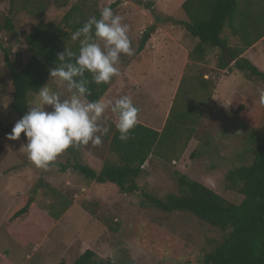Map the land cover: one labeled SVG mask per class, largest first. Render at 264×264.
I'll use <instances>...</instances> for the list:
<instances>
[{
	"label": "rangeland",
	"instance_id": "374dc122",
	"mask_svg": "<svg viewBox=\"0 0 264 264\" xmlns=\"http://www.w3.org/2000/svg\"><path fill=\"white\" fill-rule=\"evenodd\" d=\"M22 1L0 0V12L13 7L14 24L13 33L0 34V43L26 60L24 33L39 20L60 22L64 8L46 0L44 13L35 17ZM89 1H96L106 28L86 57L108 89L91 105L51 73L43 89L29 96L40 151L30 144L29 127L9 108L12 84L0 49V264H73L86 249L112 264H203V251L220 231L189 213L142 207L140 190L160 197L177 192L174 171H178L239 202L241 195L226 187L224 177L228 170L249 163L260 142L264 80L247 79L245 71L233 67L219 69L217 49H209L202 61L193 62L188 55L185 60L181 44L187 41L178 34L184 27L175 23L187 20L183 0ZM150 24L156 29L144 49L137 51L141 33ZM228 33L226 29L222 37ZM255 52L258 58L252 63L264 71V43ZM184 74L176 112L195 108V131L185 148L178 146L172 161L150 156L137 178L140 190L122 193L113 184L85 179L71 167L61 170L59 165L73 162L70 147L80 140L78 159L95 170L105 159L115 158L109 151V126L118 122L116 107L122 103L135 104L136 119L160 130ZM192 74L210 81L206 93L195 90ZM46 183L56 189L57 198H52ZM35 187L30 213L9 223L8 216ZM59 201L71 203L58 219L49 220L48 205L59 208ZM31 219L43 232L31 229L24 239L30 240L21 244L14 234L20 237L22 224Z\"/></svg>",
	"mask_w": 264,
	"mask_h": 264
},
{
	"label": "trees",
	"instance_id": "16d2710c",
	"mask_svg": "<svg viewBox=\"0 0 264 264\" xmlns=\"http://www.w3.org/2000/svg\"><path fill=\"white\" fill-rule=\"evenodd\" d=\"M47 1L57 8H64V13L60 22L39 20L30 32L24 33V43L29 53L26 60L0 43L12 84L9 108L24 126L29 127L30 144L37 151H40L35 145L38 133L29 110V96L38 94L43 89L51 73L57 74L91 105H95L108 89L107 81L93 70L86 57L90 46L106 28L96 1ZM25 3L30 5L26 8L28 13L35 17H41L46 9V0H23L22 4ZM181 9L187 20L175 23L182 25L191 37L197 39L188 51L191 61H202L209 49H217L219 69L233 67L245 71L247 79L264 80V71L241 56L245 49L258 40L262 39L264 42V0H183ZM155 29L156 25L150 24L141 33L137 51L144 49ZM226 29L229 33L227 37H222ZM3 31L14 32L13 7L0 12V34ZM231 38H237V43L231 44ZM184 76L185 74L181 76L160 130L136 119L139 108L135 104L122 103L116 107L118 122L109 126V151L115 158L105 159L101 168L95 170L79 161L78 152L83 146V141L80 140L70 147L73 162L59 165L61 170L66 171L71 167L85 179L98 184H113L122 193L131 194L140 190L137 178L143 172L141 166L150 156L157 154L172 161L178 146L185 148L195 131L196 109L183 107L176 112L175 99ZM191 78L197 80L196 91L200 89L207 92V85L210 83L208 79L194 74ZM207 96L210 98L209 93ZM174 176L177 192H169L160 197L140 190V205L164 213H189L219 230V238L213 241L208 250L203 251V264H264V124L260 142L253 150L251 161L228 170L224 177L226 187L241 195L239 202L222 197L181 172L174 171ZM39 185L42 186L43 181L40 180ZM44 187L52 198L59 196L56 189L48 183ZM36 193L37 187L25 196L22 203L8 216L9 223L30 213ZM70 203L59 201V208L50 203L46 218L58 219ZM32 219L22 224L20 237L19 234H14L21 244L30 240H24L29 231L36 230L39 234L43 232L38 221ZM73 264L112 263L96 259V253L86 249L75 258Z\"/></svg>",
	"mask_w": 264,
	"mask_h": 264
},
{
	"label": "crops",
	"instance_id": "0c3cea01",
	"mask_svg": "<svg viewBox=\"0 0 264 264\" xmlns=\"http://www.w3.org/2000/svg\"><path fill=\"white\" fill-rule=\"evenodd\" d=\"M178 34L182 37V39H185L187 41V43L182 42V44H181V46L184 47L183 51L185 52V60H186V57L188 55V51L191 49L192 45L193 46L195 45V43L197 42V39L191 37L189 35V33L185 29L183 31L181 30ZM230 43L231 44L237 43V38H231L230 39ZM263 43L264 42H263L262 39L258 40L252 46H250L247 49H245L241 56L244 57V58H247L248 60H250L252 62V58L253 59L258 58L257 52H255V51H257L258 50V46H260ZM262 50H263V48H262ZM204 76L207 77V75H204ZM178 84H179V82L177 83V86H178ZM147 126H149V125H147ZM149 127H151V126H149Z\"/></svg>",
	"mask_w": 264,
	"mask_h": 264
},
{
	"label": "built area",
	"instance_id": "2783aa9c",
	"mask_svg": "<svg viewBox=\"0 0 264 264\" xmlns=\"http://www.w3.org/2000/svg\"><path fill=\"white\" fill-rule=\"evenodd\" d=\"M141 167H143V165Z\"/></svg>",
	"mask_w": 264,
	"mask_h": 264
}]
</instances>
